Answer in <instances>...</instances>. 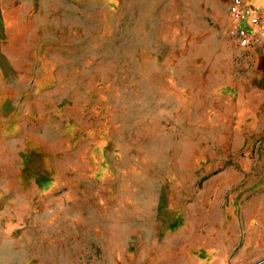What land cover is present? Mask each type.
<instances>
[{"label": "rangeland", "instance_id": "obj_1", "mask_svg": "<svg viewBox=\"0 0 264 264\" xmlns=\"http://www.w3.org/2000/svg\"><path fill=\"white\" fill-rule=\"evenodd\" d=\"M227 2L0 0V264H264V48Z\"/></svg>", "mask_w": 264, "mask_h": 264}, {"label": "built area", "instance_id": "obj_2", "mask_svg": "<svg viewBox=\"0 0 264 264\" xmlns=\"http://www.w3.org/2000/svg\"><path fill=\"white\" fill-rule=\"evenodd\" d=\"M227 9L231 21L229 39L241 48H264V11L246 0H230Z\"/></svg>", "mask_w": 264, "mask_h": 264}, {"label": "crops", "instance_id": "obj_3", "mask_svg": "<svg viewBox=\"0 0 264 264\" xmlns=\"http://www.w3.org/2000/svg\"><path fill=\"white\" fill-rule=\"evenodd\" d=\"M230 0H228L227 2V7H228V3ZM256 3H258V6H260L261 10L264 11V0H254Z\"/></svg>", "mask_w": 264, "mask_h": 264}]
</instances>
